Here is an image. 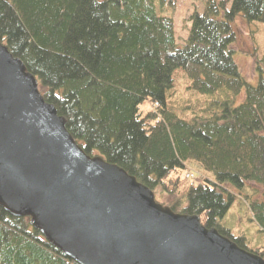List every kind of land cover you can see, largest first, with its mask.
<instances>
[{
  "label": "trees",
  "instance_id": "obj_1",
  "mask_svg": "<svg viewBox=\"0 0 264 264\" xmlns=\"http://www.w3.org/2000/svg\"><path fill=\"white\" fill-rule=\"evenodd\" d=\"M238 17L264 24V0H0V43L35 76L87 155L264 258L222 223L237 192L264 189V49L252 54V83L233 48ZM177 69L191 90L232 95L182 119L167 96ZM144 102L155 110L144 113ZM188 163L212 178L188 185L176 175ZM245 202L264 233V200ZM0 264L77 263L30 218L0 206Z\"/></svg>",
  "mask_w": 264,
  "mask_h": 264
},
{
  "label": "water",
  "instance_id": "obj_2",
  "mask_svg": "<svg viewBox=\"0 0 264 264\" xmlns=\"http://www.w3.org/2000/svg\"><path fill=\"white\" fill-rule=\"evenodd\" d=\"M0 206L77 264H264L200 216L173 212L87 155L39 82L0 43Z\"/></svg>",
  "mask_w": 264,
  "mask_h": 264
},
{
  "label": "rangeland",
  "instance_id": "obj_3",
  "mask_svg": "<svg viewBox=\"0 0 264 264\" xmlns=\"http://www.w3.org/2000/svg\"><path fill=\"white\" fill-rule=\"evenodd\" d=\"M235 35L236 42L233 48L240 56L239 60L236 58V61L240 62V67L247 80L254 83L257 78L254 79V59L252 54L258 51L259 56L263 52L264 24H250L238 17L235 22ZM173 80L174 88L167 93L168 104L178 117L185 120H190L210 101L228 98L232 95L226 90H220L215 94H202L191 90L192 81L182 69H177L174 72ZM141 109L146 113L150 110H155V107L150 102H144ZM176 175H179L190 186L201 184L205 178H212L209 173L202 170L195 163H188L187 171ZM246 195L261 201L264 200V189L258 185L250 184L244 192H237L236 200L222 223L236 237H245L250 249L264 251V233L260 232L261 228L252 220L253 218L248 213V205L245 202ZM161 199L165 201V199Z\"/></svg>",
  "mask_w": 264,
  "mask_h": 264
}]
</instances>
